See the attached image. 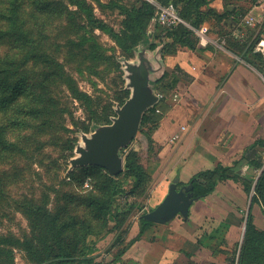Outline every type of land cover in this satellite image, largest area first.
Masks as SVG:
<instances>
[{"label": "rangeland", "instance_id": "374dc122", "mask_svg": "<svg viewBox=\"0 0 264 264\" xmlns=\"http://www.w3.org/2000/svg\"><path fill=\"white\" fill-rule=\"evenodd\" d=\"M129 1L0 0V34L17 29L0 38V67L8 68L0 74V93H18L17 102L9 103L11 113L0 112V138L9 142V149L0 147V264H50L64 254L79 260L90 248H96V260L111 261L138 235L140 217L164 198L153 177L130 193L135 179L125 169L110 180L106 170L71 164L85 146L83 136L112 125L131 97L127 64H139L145 51L158 66L157 50L133 43ZM162 31L155 8L148 34ZM159 76L152 74L151 84ZM47 94L53 103L39 105L37 97ZM32 107L49 113L28 118L34 127L22 129L27 121L19 111ZM43 121L49 123L42 127ZM149 135L150 127L141 124L121 153L125 161L134 151L144 166L152 163L157 148ZM236 161L239 178L220 182L193 205L188 220L178 216L152 226L120 261H129L141 245L159 254L141 264H168V234H183L186 264H239L250 216L264 234V150L245 153L229 166Z\"/></svg>", "mask_w": 264, "mask_h": 264}, {"label": "crops", "instance_id": "0c3cea01", "mask_svg": "<svg viewBox=\"0 0 264 264\" xmlns=\"http://www.w3.org/2000/svg\"><path fill=\"white\" fill-rule=\"evenodd\" d=\"M206 1L201 11L214 17L195 28L205 33L203 40L195 33L197 47L168 51L165 45L172 40L160 41L155 36L159 46L156 68L160 74L155 82L165 77L157 90L151 85L158 97L170 94L155 105L158 124L151 144L157 153L148 167L143 166L158 181L160 190L165 191L164 197L176 178L184 182L219 164L229 166L243 154L258 150L259 147L253 150L249 147L264 139V58L261 62L253 58L255 65L225 45L229 36L248 45L253 39L264 37V3ZM223 15L220 21L215 19ZM249 19L252 26L246 25ZM174 93L180 96L178 103L171 100ZM175 136L178 139L172 141ZM175 235L168 234L166 240V263L186 264L184 252L188 240L183 234ZM149 254L159 255L154 249L140 245L129 261L114 264L146 263Z\"/></svg>", "mask_w": 264, "mask_h": 264}, {"label": "trees", "instance_id": "16d2710c", "mask_svg": "<svg viewBox=\"0 0 264 264\" xmlns=\"http://www.w3.org/2000/svg\"><path fill=\"white\" fill-rule=\"evenodd\" d=\"M159 1L163 5H169L173 3L176 6L177 10L179 11L180 15L182 16V18L192 28L199 29L201 25L205 22V20L209 18L211 19L214 17V16H211L210 14H205L201 11V8L207 4L206 0H159ZM254 1L256 2V0ZM129 2L131 6V11L129 12V10H127V14L129 15L128 22L130 23L129 27L131 31H133L136 35L133 43L136 44L138 41H143L144 43L149 45V48L151 50H156L157 43L155 41L154 43H152V41L150 40L152 38L155 39V36L151 38L150 35L148 34V27L150 26L151 19L155 13L154 6L142 0H131ZM183 15H187L188 19L186 20L183 17ZM224 16L225 15L215 16V19L220 21L221 19L224 18ZM15 20H17V18H16V14L14 13L11 21H14L15 23ZM163 30L164 31H162L161 34H159L156 39H159L160 41H162L163 38H166V39L168 38L172 40L170 44L166 43L164 49L168 51L170 50L175 51L179 48L191 50L197 47L198 39L194 31L190 29L189 27L180 25L174 29H163ZM13 31L17 32V29H14ZM13 31L9 33L0 34V38L13 35ZM225 45L229 50L242 56L245 60L255 65L257 64L253 58H255L256 60H259L260 62L263 61L262 60L263 57L260 54L254 53V50H253L254 43H251L248 45V42L246 43L238 39L236 40L232 36H229V37H226ZM258 67H260V69L262 68L261 66H258ZM7 69L8 68L0 67V74L7 72ZM163 78L156 82H153V87L156 90L159 88V85L161 84V81L163 80ZM17 94L16 92L6 94V95L3 94V92L0 93V112L1 113L6 114V115L11 113L9 111L10 110L9 103L15 104L17 102ZM163 94L168 96L170 93L166 92ZM124 98L125 99L128 98L127 95H125ZM37 100H38L39 105H42V104L49 105L53 103L54 98L53 96H50L49 94H47L46 96L41 97V98L40 96L37 97ZM124 102L125 100H123L121 103L123 104ZM156 109H157V106H154L151 109H149L145 113L143 117V121H142V126H144V128L150 127V135L148 136V140L150 143H152L151 136L154 133L156 126L158 124V117L155 114ZM19 112L21 113V115H24V119L26 121L28 118L36 117V116H43L49 113V112L43 111L42 109H36V107H32L29 110H21ZM108 118H109V115L105 117L106 120H108ZM97 120L98 119L94 118L93 120H90V121L96 122ZM48 123L49 122L47 121H43L41 123V126L45 127ZM21 125H22V129H26V130L28 129L31 130L34 127L33 124H29V121H27L26 124L21 123ZM83 129L85 132L89 131L88 127L84 126ZM4 140H5L4 137L0 138V147H5L4 149H9V146H5L9 142L4 141ZM256 147H259L262 150H264V139L258 140L257 142H255L253 145L249 147V150H253ZM236 164H238L237 161L234 162L232 166L219 164L214 169L202 171L196 174L195 176H193L189 184H193L194 186V190H193L194 196L196 198H200V200H204L208 196L212 195L215 188L220 182L225 181L227 179L234 180L236 178H239L240 175L238 174V171L233 170V167H235ZM95 168H98V167H95ZM98 169L103 170L101 168H98ZM124 169L129 175L133 176L135 179L133 189L130 191V193H135L139 189H141L145 181H148L149 177H151L148 174L145 167L143 166V164L141 163L139 154L135 153L134 151H131L127 155ZM122 175L123 173L120 174L119 176H122ZM119 176H116L114 178L117 179ZM107 177H109L110 180L113 179L112 176L110 175ZM203 181H205L206 184ZM180 186L182 185H180V182H179L178 187ZM138 209L142 210V208L140 207ZM142 216L140 217V225H141L140 231L138 235L131 241V243L128 246V249L131 245L141 241L145 233L152 226L156 225L154 223H150V222L143 220ZM247 229L248 231H247L246 239H245V242L242 248L239 264H264V234L260 233L258 230L255 229L251 216L248 219ZM95 249L96 248L94 249L90 248L89 250L90 252L86 258L74 260L72 257L68 259L67 254H64L63 257H65V259L60 258L61 256L59 255L58 258L56 259V262H52L50 264H114V263L119 262L121 257H123L125 252L128 250L127 248H124L122 252L115 255L111 261H106V260L98 261L92 256Z\"/></svg>", "mask_w": 264, "mask_h": 264}, {"label": "water", "instance_id": "95a60500", "mask_svg": "<svg viewBox=\"0 0 264 264\" xmlns=\"http://www.w3.org/2000/svg\"><path fill=\"white\" fill-rule=\"evenodd\" d=\"M127 71L131 97L116 110L117 117L112 125L98 128L91 137L83 136L85 146L79 147V157L71 160L73 168L98 167L112 177L124 172L125 160L121 153L137 136L145 113L159 101L151 86L152 74L158 70L145 51L140 53L139 64H127ZM179 182L178 178L172 181L164 199L155 209L144 214L143 220L167 225L178 216L189 219L192 206L200 198L194 196L193 184L179 188Z\"/></svg>", "mask_w": 264, "mask_h": 264}, {"label": "built area", "instance_id": "2783aa9c", "mask_svg": "<svg viewBox=\"0 0 264 264\" xmlns=\"http://www.w3.org/2000/svg\"><path fill=\"white\" fill-rule=\"evenodd\" d=\"M148 4L154 6L157 9V21L161 28L163 29H174L180 25H184L189 27L194 31V33L198 34V38L203 40L204 39V31L199 32L195 28H192L180 15L179 11L177 10L176 6L171 3L169 5H163L159 0H143ZM257 3H264V0H256ZM247 26H252V20H246ZM254 43V50L260 54L264 58V37L255 38L253 39ZM159 99H164V95H160ZM171 100L174 103H178L180 100V96L177 93H174L171 96ZM178 137H174L172 141L177 140Z\"/></svg>", "mask_w": 264, "mask_h": 264}, {"label": "flooded vegetation", "instance_id": "af4514ba", "mask_svg": "<svg viewBox=\"0 0 264 264\" xmlns=\"http://www.w3.org/2000/svg\"><path fill=\"white\" fill-rule=\"evenodd\" d=\"M185 186V185H184ZM181 187H183V186H180L179 188H181Z\"/></svg>", "mask_w": 264, "mask_h": 264}]
</instances>
